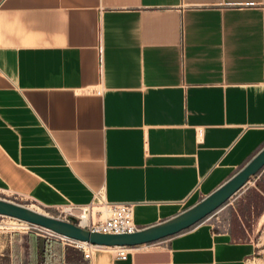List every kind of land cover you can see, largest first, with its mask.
<instances>
[{
    "label": "crops",
    "instance_id": "obj_1",
    "mask_svg": "<svg viewBox=\"0 0 264 264\" xmlns=\"http://www.w3.org/2000/svg\"><path fill=\"white\" fill-rule=\"evenodd\" d=\"M263 145L264 0H0V190L44 209L98 192L132 202L141 229ZM248 191L260 218L264 167L228 204ZM211 218L122 259L6 231L0 264H243L239 216Z\"/></svg>",
    "mask_w": 264,
    "mask_h": 264
},
{
    "label": "water",
    "instance_id": "obj_2",
    "mask_svg": "<svg viewBox=\"0 0 264 264\" xmlns=\"http://www.w3.org/2000/svg\"><path fill=\"white\" fill-rule=\"evenodd\" d=\"M263 167L264 145L221 185L192 206L169 219L130 233L106 234L88 231L79 227L71 215H66L65 219H58L1 198L0 216L33 224L65 238L89 245L131 247L149 244L186 230L206 218L221 207Z\"/></svg>",
    "mask_w": 264,
    "mask_h": 264
},
{
    "label": "built area",
    "instance_id": "obj_3",
    "mask_svg": "<svg viewBox=\"0 0 264 264\" xmlns=\"http://www.w3.org/2000/svg\"><path fill=\"white\" fill-rule=\"evenodd\" d=\"M232 197V196H231ZM230 197V198H231ZM228 198L226 202L230 199ZM67 209H77L81 210L85 215V222L83 229L88 231L97 232V233H106V234H118V233H130L136 231L137 228L132 222V202L127 201H106L103 196L95 192L93 193L92 200L88 205L85 206H76V205H65ZM218 209L209 214L202 221H205L212 217L218 212ZM68 215V214H66ZM75 219L77 224V217L71 215ZM16 222L14 225H5L4 230L9 232H21V233H32L37 236L56 239L65 243L74 244V240L65 238L58 234H55L45 228L29 224L23 221L14 219ZM227 226V221L218 225L219 228H224ZM80 227V226H79ZM217 227V226H216ZM90 247V245H87ZM132 247V246H131ZM130 247L127 246H117L115 247L114 255L118 258H124L127 250ZM82 256L85 260H89L90 252L88 248L82 249Z\"/></svg>",
    "mask_w": 264,
    "mask_h": 264
},
{
    "label": "rangeland",
    "instance_id": "obj_4",
    "mask_svg": "<svg viewBox=\"0 0 264 264\" xmlns=\"http://www.w3.org/2000/svg\"><path fill=\"white\" fill-rule=\"evenodd\" d=\"M0 198L29 207L38 212L58 219H65L66 214H68L69 211L65 205H60L51 209L40 208L29 200L4 190H0ZM231 198L228 200V202H225L221 206L218 212L214 214L211 219H214L213 223L216 225H220L225 221L234 225L236 216L238 215L243 229L240 230L237 238L238 240L250 241L253 245V251L251 255L244 260L243 264H264V214L260 218H257L258 212L262 207V200L257 194L251 191L243 194L242 200L238 202L232 201L231 204H228L229 201H231ZM249 203H251V207L248 205ZM15 223L18 222H16L13 218L0 216V234L6 232L4 227L1 226L14 225Z\"/></svg>",
    "mask_w": 264,
    "mask_h": 264
},
{
    "label": "bare ground",
    "instance_id": "obj_5",
    "mask_svg": "<svg viewBox=\"0 0 264 264\" xmlns=\"http://www.w3.org/2000/svg\"><path fill=\"white\" fill-rule=\"evenodd\" d=\"M31 209V208H30ZM34 210V209H33ZM36 211V210H35ZM38 212V211H37ZM68 214L69 215H74V216H76L77 217V219H78V226H80V227H83V225H84V222H85V215L82 213V211L81 210H77V209H73V210H70L69 209V211H68ZM74 243L75 244H77V245H88V244H86V243H84V242H79V241H74ZM93 247H95V245H92ZM84 247V246H83ZM108 248H110V247H108ZM111 248H113V249H115V247H111Z\"/></svg>",
    "mask_w": 264,
    "mask_h": 264
},
{
    "label": "trees",
    "instance_id": "obj_6",
    "mask_svg": "<svg viewBox=\"0 0 264 264\" xmlns=\"http://www.w3.org/2000/svg\"><path fill=\"white\" fill-rule=\"evenodd\" d=\"M260 198V197H259Z\"/></svg>",
    "mask_w": 264,
    "mask_h": 264
}]
</instances>
